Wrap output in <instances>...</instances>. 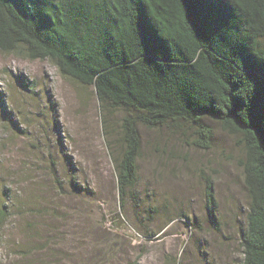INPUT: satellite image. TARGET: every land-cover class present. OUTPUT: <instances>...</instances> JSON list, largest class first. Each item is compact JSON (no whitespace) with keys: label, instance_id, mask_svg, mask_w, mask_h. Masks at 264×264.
<instances>
[{"label":"rangeland","instance_id":"rangeland-1","mask_svg":"<svg viewBox=\"0 0 264 264\" xmlns=\"http://www.w3.org/2000/svg\"><path fill=\"white\" fill-rule=\"evenodd\" d=\"M0 93V264L240 261L243 149L217 123L206 120L208 149L192 145L189 128L140 127L138 180L121 201L111 150L118 127L106 137L91 86L62 77L48 59L0 52Z\"/></svg>","mask_w":264,"mask_h":264},{"label":"trees","instance_id":"trees-1","mask_svg":"<svg viewBox=\"0 0 264 264\" xmlns=\"http://www.w3.org/2000/svg\"><path fill=\"white\" fill-rule=\"evenodd\" d=\"M0 52L48 59L94 89L106 137L118 127L121 201L138 180L140 127L190 129L204 149L206 120L236 137L248 203L231 264H264V0H0ZM204 192L216 226L211 179Z\"/></svg>","mask_w":264,"mask_h":264}]
</instances>
